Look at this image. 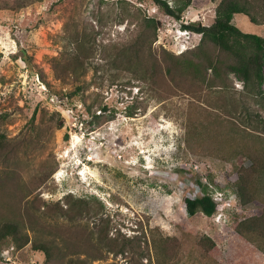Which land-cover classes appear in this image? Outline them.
<instances>
[{"label": "rangeland", "instance_id": "obj_1", "mask_svg": "<svg viewBox=\"0 0 264 264\" xmlns=\"http://www.w3.org/2000/svg\"><path fill=\"white\" fill-rule=\"evenodd\" d=\"M221 1L192 0L176 19L154 0H0V176H19L23 204L53 225L67 198H90L115 240L94 264H264V240L236 231L264 209L258 200L243 206L235 186L239 168L252 165L249 154L264 152V130L249 125L242 106L260 107L232 73L230 88H212L180 68L170 74L163 62L164 51L187 57L198 48L202 35L182 25H212ZM233 24L264 36L262 21L244 14ZM75 32L94 38L96 51L87 72L63 78L54 62H63ZM139 35L151 43L149 60L137 75L117 70L115 48ZM205 186L217 213L190 215L185 198L204 195ZM73 223L63 227L79 238L95 226L90 218ZM26 228L32 239L67 244L56 229ZM126 239L135 242L122 252ZM31 245L0 243V264H47Z\"/></svg>", "mask_w": 264, "mask_h": 264}, {"label": "trees", "instance_id": "obj_2", "mask_svg": "<svg viewBox=\"0 0 264 264\" xmlns=\"http://www.w3.org/2000/svg\"><path fill=\"white\" fill-rule=\"evenodd\" d=\"M180 1L181 5L180 3L171 5L169 0H154L159 9L176 19H181L184 10L192 3V0ZM236 14L248 16L254 24L260 21L264 24V0H222L212 25L192 22L182 25L183 29L202 35L198 48L187 57L176 56L164 51L163 62L170 74L173 69L180 68L195 80L212 88L219 87L225 90L230 88L232 83L230 74H234L244 83L241 95H249V98L253 99L260 107V110H252L251 104L242 106L244 111L242 114L245 115L249 125L255 127V130L257 128L264 130V36L244 32L233 24ZM161 25L162 22L155 21V36ZM95 43L94 38L89 37L86 33H72L67 41L68 47L62 52L63 62H54L57 75L63 78L66 76L78 77L87 72L90 69L88 66L92 63L93 53L96 51ZM148 46L149 44L141 35L125 42L119 49L115 48L112 65L119 71L139 74V71H142L141 69L149 60ZM81 90L82 87H78V91ZM246 98L241 96L242 102L245 103ZM235 102L234 106L237 105ZM5 117L0 116V118ZM4 140L5 135L0 133V148H3ZM262 153H264L262 150L250 153L249 156H252L253 160L252 165L249 168L241 167L238 170L239 178L235 186L243 206H248L257 200L264 203L256 185L257 175L259 174V178L264 177ZM10 178L15 182L8 181ZM17 180H20L19 176L12 177L9 174L0 176V243L10 241L17 249L32 243L31 246L34 250L45 254L47 264H94L95 261L105 257V250H113L115 240L110 236L111 220L93 207L90 198L74 201L67 198V206H62L58 214V218H63L66 223L67 220L71 223L77 220L76 225L83 222L85 218L93 220L95 224L91 229L93 232L87 231L83 227L86 236L79 238L74 236L70 227H63L66 223H60L58 218L54 225L50 224L44 212L37 213L31 210L28 205H24L22 201L24 196L20 194L23 185ZM207 190L208 188L205 186L204 195L185 198L187 213L190 215L203 213L208 217L217 213L218 202L214 195ZM101 206L103 207L102 204ZM73 225L75 224H70V226ZM26 227L33 231L40 230L43 233V230L46 229H56L62 239L67 241V244L62 247L58 238H47L44 237V234L42 237L37 235L32 239ZM236 231L251 241L264 240V209L261 214L240 221ZM95 233L98 234V244L94 243ZM127 240H130L132 247L135 242L132 239L122 241L123 246L120 248L122 252L127 246ZM210 241L212 240L210 239ZM71 255L72 257L67 259V256ZM83 255L86 256L83 257ZM136 262L134 260L131 264H139Z\"/></svg>", "mask_w": 264, "mask_h": 264}]
</instances>
